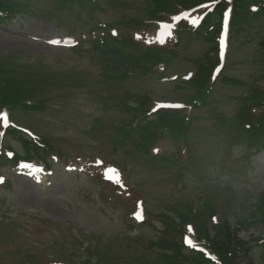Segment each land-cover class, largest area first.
Listing matches in <instances>:
<instances>
[{
  "label": "rangeland",
  "instance_id": "374dc122",
  "mask_svg": "<svg viewBox=\"0 0 264 264\" xmlns=\"http://www.w3.org/2000/svg\"><path fill=\"white\" fill-rule=\"evenodd\" d=\"M0 1L16 11L0 18V100L23 97L36 105L6 107L3 114L44 143L48 154L39 153L50 168L14 167L0 155V232L5 227L3 239L11 243L2 245L7 254L0 247V264H189L186 248L164 244L198 239L185 225L194 222L179 212L189 207L210 234L226 224L249 241L231 264H264V219L257 213L264 202V151L254 152L236 124L248 85L264 71L258 44L264 16L245 15L229 27L205 104L183 110L184 122L172 128L174 114L154 112L193 94L188 76L198 69L195 61L211 56L217 44L203 35L210 23L218 25L214 15L197 28L182 25L175 55L165 57L146 45L152 39H135L142 29L150 38L160 16L168 18L155 12L171 0ZM173 24L161 23L157 38L165 42ZM112 26L113 46L95 39L105 40ZM161 126L166 133L156 135ZM174 130L184 132V145L169 133ZM2 135L0 149L25 153L22 134ZM184 149L193 156L190 165H183L189 162ZM93 159L107 165L92 166Z\"/></svg>",
  "mask_w": 264,
  "mask_h": 264
},
{
  "label": "trees",
  "instance_id": "16d2710c",
  "mask_svg": "<svg viewBox=\"0 0 264 264\" xmlns=\"http://www.w3.org/2000/svg\"><path fill=\"white\" fill-rule=\"evenodd\" d=\"M231 3L233 5V12H232V21L231 24H235L240 18L244 17L245 15H251L254 18L264 16V0H251L250 2H246V0H171L169 2L163 1V6H166L165 8L161 7L155 12L156 15L162 14L167 16H173L174 14L178 12H182L185 10H194L196 11V8H199L197 12H199V15H201V21L202 25L207 21V17L209 15L213 14L218 18L222 17V11L223 9ZM203 5L207 6L208 12H213L209 15H207L206 9L204 7H201ZM6 8L3 3L0 1V11H3ZM206 14V15H205ZM206 18H205V17ZM162 17V16H161ZM205 19V20H204ZM184 21H181L178 25V30L181 28ZM218 32V25H213L210 23V26L208 30L206 31V35L212 40L215 39V36ZM259 46L262 47L264 50V34L260 38V41L258 42ZM175 47V44L170 45L167 44L159 46L157 49V53L159 55H163L165 57L170 56L173 54V48ZM211 56H207L205 60L197 61V67L198 69L195 72L193 81L195 86V94L190 97V99L187 102L188 108H191L197 104H205L206 98L208 94L210 93V87L208 84V79L211 77V73L215 70L216 66L218 65V55H217V46H215L214 50ZM129 56V55H127ZM248 93L245 95L246 101L243 103L245 104L244 108L241 109L240 114L236 116V118H239L240 121L243 120L245 123H248L249 127L252 128L251 130L254 133H251L248 144L251 147L260 146L263 147L264 145V71L263 74H261L258 77V80H256L255 84L250 83L247 88ZM29 100L27 98L23 97H10L9 99H2L0 100V109L4 107H9L13 110V108L19 107L21 105H27L26 102ZM30 103L25 106L26 109H34L36 105L34 106V102L29 101ZM15 110V109H14ZM245 110V111H244ZM183 110L181 111H175L168 114H174V121L172 122L171 127H174V124L176 122L183 123L185 120V116L182 114ZM162 118H166L167 114H163L161 116ZM167 125V124H166ZM7 133H15V130L7 131ZM178 133H181L184 135L183 131H178ZM27 152H29L28 144L22 145ZM32 150H34V145H32ZM30 154V153H29ZM32 155H28L27 158H31ZM257 213L260 218L264 219V202L260 203ZM190 218H196L199 219L197 215L195 214H186L183 219H190ZM194 222V229L197 234V237L200 240H203V243L213 252L216 256L220 258V260L224 261L228 259V262L231 263V259L236 256L238 252H245L244 246L245 243L238 239L237 237V231L234 232L227 226L226 224L218 226L216 228V231L211 235L208 231L209 228H207L206 222L203 221V223L198 226ZM217 227V226H215ZM262 240L264 241V235L262 237ZM164 243V242H163ZM166 246L171 247L170 250L172 251L174 248H177V246H181L180 244H177L175 242L171 243H164ZM181 248H179L178 256H181L180 252ZM188 261H190L193 264H205L210 261L207 259L202 258V255H193L191 258H186ZM226 264H229V263ZM178 264V263H174ZM211 264V263H209Z\"/></svg>",
  "mask_w": 264,
  "mask_h": 264
}]
</instances>
